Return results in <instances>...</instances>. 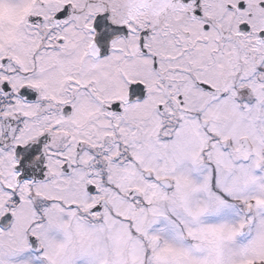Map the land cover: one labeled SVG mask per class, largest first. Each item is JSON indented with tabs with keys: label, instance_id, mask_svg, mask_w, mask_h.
Masks as SVG:
<instances>
[{
	"label": "snow or ice",
	"instance_id": "6c2138e0",
	"mask_svg": "<svg viewBox=\"0 0 264 264\" xmlns=\"http://www.w3.org/2000/svg\"><path fill=\"white\" fill-rule=\"evenodd\" d=\"M0 264H264V0H0Z\"/></svg>",
	"mask_w": 264,
	"mask_h": 264
}]
</instances>
